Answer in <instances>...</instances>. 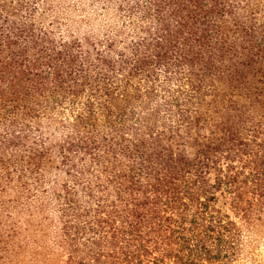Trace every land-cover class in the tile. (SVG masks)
<instances>
[{"label": "trees", "instance_id": "obj_1", "mask_svg": "<svg viewBox=\"0 0 264 264\" xmlns=\"http://www.w3.org/2000/svg\"><path fill=\"white\" fill-rule=\"evenodd\" d=\"M262 242L264 0H0V264Z\"/></svg>", "mask_w": 264, "mask_h": 264}, {"label": "rangeland", "instance_id": "obj_2", "mask_svg": "<svg viewBox=\"0 0 264 264\" xmlns=\"http://www.w3.org/2000/svg\"><path fill=\"white\" fill-rule=\"evenodd\" d=\"M254 258L242 261L239 264H264V242L256 246L254 250Z\"/></svg>", "mask_w": 264, "mask_h": 264}]
</instances>
